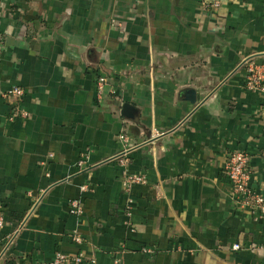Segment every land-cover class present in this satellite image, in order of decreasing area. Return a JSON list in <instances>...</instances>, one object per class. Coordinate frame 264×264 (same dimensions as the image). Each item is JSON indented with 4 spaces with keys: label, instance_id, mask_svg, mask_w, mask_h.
Here are the masks:
<instances>
[{
    "label": "crops",
    "instance_id": "crops-1",
    "mask_svg": "<svg viewBox=\"0 0 264 264\" xmlns=\"http://www.w3.org/2000/svg\"><path fill=\"white\" fill-rule=\"evenodd\" d=\"M0 2V264H264V220L224 174L245 152L264 193V91L243 65L264 64V0ZM14 87L20 103L3 98ZM121 134L127 166L107 162Z\"/></svg>",
    "mask_w": 264,
    "mask_h": 264
},
{
    "label": "built area",
    "instance_id": "built-area-1",
    "mask_svg": "<svg viewBox=\"0 0 264 264\" xmlns=\"http://www.w3.org/2000/svg\"><path fill=\"white\" fill-rule=\"evenodd\" d=\"M1 4V2H0ZM1 6V5H0ZM221 6V0H214L213 7L219 8ZM4 47L0 43V57L3 53ZM243 65L246 69V81L245 87L248 90L254 91H264V64H260L253 60L252 58L244 59ZM107 85V79L104 76H99L96 81V90L98 99H102ZM25 96V91L21 88L14 87L7 93L3 95L4 99H10L15 97L19 100V103ZM27 118L29 115L26 111L22 110L19 106L14 112V117ZM119 140L124 143V150L116 155L115 157L108 159L107 162H117L121 165L127 166L130 163V155L133 150V146L130 145L129 138L125 134L119 136ZM80 170H86L87 167L84 162L79 163ZM225 177L230 185V191L233 201L239 208L243 210H249L250 213L257 219L264 220V193L257 191L252 184L253 173L250 167V156L245 152L234 151L227 156L226 164L224 168ZM146 179L144 177L138 176H127L124 179V186L130 187L134 184H145ZM42 192L39 196L33 197L34 202L32 204L31 210H33L41 201L43 197ZM70 213L74 216H83L84 207L81 200H72L69 203ZM6 227V221L4 213L0 212V237L3 235L4 229ZM17 234L11 235L6 238H2L3 249L2 254L11 247L13 240ZM73 240L77 244L83 243L82 238L75 234ZM240 245H235L234 250H241ZM143 252H148V249H143ZM84 256L79 255H67L62 252H57L54 259L48 264H85Z\"/></svg>",
    "mask_w": 264,
    "mask_h": 264
},
{
    "label": "water",
    "instance_id": "water-1",
    "mask_svg": "<svg viewBox=\"0 0 264 264\" xmlns=\"http://www.w3.org/2000/svg\"><path fill=\"white\" fill-rule=\"evenodd\" d=\"M187 98L192 102L194 103L195 102V93L194 91H188L187 92Z\"/></svg>",
    "mask_w": 264,
    "mask_h": 264
}]
</instances>
